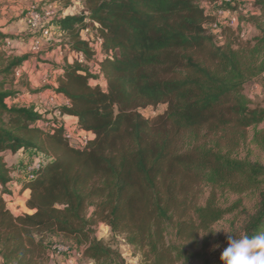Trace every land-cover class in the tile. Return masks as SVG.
Masks as SVG:
<instances>
[{"label": "trees", "instance_id": "trees-1", "mask_svg": "<svg viewBox=\"0 0 264 264\" xmlns=\"http://www.w3.org/2000/svg\"><path fill=\"white\" fill-rule=\"evenodd\" d=\"M77 1L84 7L81 14L55 19L64 38L61 48L97 60L81 38L83 29L94 31L102 40L98 72L74 58L65 60L54 84L39 90L50 89L68 101L56 110L75 117L78 128L90 133L81 148L69 145L61 123L54 120L49 129L35 125L44 115L34 104L16 100L20 92L13 83L29 56L6 58L0 49V264H49L51 239L95 264H112L120 256L94 236L92 225L99 221L123 234L150 263L174 264L187 253L183 244L196 242L198 232L208 231L225 213L207 201L193 209L192 223L179 218L186 191L176 176L213 184H228L238 175L264 177L262 165L223 156L214 160L179 144L183 136L195 140L229 123L245 129L263 122L264 108H250L242 91L263 72L264 62L256 66L232 42L219 45L208 34L206 24L214 19L208 9L219 0ZM253 3L261 14L247 21L259 32L252 39L259 47L264 46V0ZM98 78L104 87L90 83ZM157 106L164 108L155 117L140 112ZM28 149L44 162L20 185V191H29L30 212L14 214L3 198L14 169L4 153ZM262 181L255 210L242 225L249 236L264 233ZM174 221L177 238L170 242L166 237Z\"/></svg>", "mask_w": 264, "mask_h": 264}, {"label": "rangeland", "instance_id": "rangeland-1", "mask_svg": "<svg viewBox=\"0 0 264 264\" xmlns=\"http://www.w3.org/2000/svg\"><path fill=\"white\" fill-rule=\"evenodd\" d=\"M232 3L229 8L235 10L238 15L239 28L235 30L227 27L216 29L210 24H206L207 32L213 36L214 41L219 45L225 41L232 42L234 49L246 53L248 62L252 63L253 61V64L259 66L264 62V46L255 47V42L252 39L259 32L254 23L247 20L250 16H260L261 11L254 5L253 0H233ZM30 7L39 10H52L51 38L50 41H45L37 51H33L30 44L26 54L19 55L15 52L16 48L24 42L23 40L28 37L26 33L30 31L27 29L28 31L25 32L12 31L8 33L7 27L12 26L14 30H18V27L21 26L18 22L23 21L24 15ZM83 11V4L77 0H0V34L5 37V39L0 38V49L4 52L6 58L21 55L29 56L20 70V76H14L15 79L13 80L14 88L20 92L16 99L19 103L24 105L36 104L44 112L41 101L46 96L36 98L33 97V92L45 85L52 84L54 79L52 80V76L47 75L43 79L45 83L39 80L41 84L35 85L33 82L34 76L30 74V71L34 69L35 72L36 68L39 67L37 62L40 65L52 64L55 59V52L58 54L59 51L63 50L61 46H63L64 38L55 26V19L66 15L65 13L79 15ZM239 16L243 17V20L240 21ZM258 22H262V19H258ZM240 32H243V36L240 35ZM91 34L96 35L92 30ZM32 38L33 36H31V41ZM81 38L86 39L84 36H81ZM67 53L69 52L66 49L63 50L61 56L58 55L57 64L61 62V59ZM99 57L100 54L97 53L98 59L89 62L98 65ZM71 59H73L72 56ZM28 74H30L31 80ZM90 81L91 84L99 81L104 86L103 80L99 78ZM26 82L28 85L25 87L23 84ZM242 93L248 99L250 108H264V70L244 86ZM55 105L59 106L56 97ZM163 108L164 106L147 107L141 109L140 112L143 116L152 118L161 113ZM179 144L183 148L196 147L204 152L206 157L214 160L223 156L237 162H244L246 165L258 164L264 166V121L245 129L237 127L234 123H229L215 131H203L195 140L190 136H183ZM4 160L10 161V158H6L4 155ZM10 164L11 166L20 167V164L15 162H10ZM176 177L177 184L186 191V207L184 206L179 212V218L192 223L195 220L193 209L197 206H204L207 201H211L213 205L222 209L225 213L221 219L210 227L209 232L199 231L196 242L184 243L183 247L187 253L183 258L175 261L174 264H222L220 253L227 247L228 234L222 230L216 233L211 231L223 228L237 237L242 234V225L247 216L255 210L259 191L263 189L262 180H264V177L250 175L245 178L238 175L228 184H213L206 181L188 183L184 177ZM5 202L7 207H11V209L9 207L8 209L14 214L29 212L27 207L23 208L26 212L22 211L19 203L8 205L7 202H11V200ZM92 210L91 206L87 208V217H90ZM175 228L176 221L167 232L166 238L170 242L175 241L174 238H177ZM92 229L97 239L102 240L105 245L118 252L120 258L112 264H152L149 258L144 257L142 251L127 242L123 234L112 233L105 223L96 222L92 225ZM204 232H207V234L202 237L200 233ZM57 242V239H51L48 242V251L51 257L49 264H95L92 260L84 258L75 248L59 249L60 245ZM214 245H218V247H213ZM78 253L80 254L78 255Z\"/></svg>", "mask_w": 264, "mask_h": 264}, {"label": "built area", "instance_id": "built-area-1", "mask_svg": "<svg viewBox=\"0 0 264 264\" xmlns=\"http://www.w3.org/2000/svg\"><path fill=\"white\" fill-rule=\"evenodd\" d=\"M232 2L233 0H219L218 2L213 4L210 7V9H208V13L211 14L214 17V19L208 24H210L212 27L216 29L221 27L223 28L227 27L234 30L238 29L240 25L238 21V15L235 10L229 8V6L233 4ZM51 19H52V10L50 9L39 10L35 7H30L29 9H27L24 15V22L26 28L32 33L33 36L31 41V48L33 51H37L45 41L46 42L50 41ZM240 35L243 36V32H240ZM81 36L86 37L89 47L92 48L97 54L99 52L100 45L102 43L101 38L98 35H92L91 30L89 28L83 29L81 31ZM63 50L59 51V55H62ZM67 50L74 59L82 63H85L86 65L89 62L85 59L84 54L81 51L77 52L69 49ZM20 70L21 68L15 71L14 73L15 77L20 76L21 73ZM35 107L39 111V113L44 115L43 119L37 120L35 122V125L37 127L42 129H49L55 120L56 122L61 123L63 125V130H64L63 136L68 141L70 146L74 148H81L83 145H85V143L87 142L90 136L84 131L79 130L78 128H72L69 125H64L59 119L61 114L59 113L58 110H56L58 106L55 105L54 92H52L50 95H47L45 98L42 99L41 107L43 108L44 112H42L41 109L36 106V104ZM52 113L53 115H51ZM43 162H44L43 157L37 155L35 158H33L30 162L26 163L25 165H22L20 167L14 166L12 172L18 176H21L24 181H28L34 178L37 169L43 164ZM59 249L66 250L68 248L64 246H59ZM79 254L80 253H78V255Z\"/></svg>", "mask_w": 264, "mask_h": 264}, {"label": "crops", "instance_id": "crops-1", "mask_svg": "<svg viewBox=\"0 0 264 264\" xmlns=\"http://www.w3.org/2000/svg\"><path fill=\"white\" fill-rule=\"evenodd\" d=\"M65 14H67V13H65ZM72 15H74V14H72ZM18 23H19V25H21L20 27H18V30L17 29L14 30L12 26H9V27H7L8 33L12 32V31L13 32H15V31H19V32L28 31L27 28H26L24 19H23L22 22L19 21ZM26 34H27L28 37L25 40H23L24 42H22L16 48L15 52L17 54H19V55L20 54H26L28 46L30 48L32 33L28 32ZM60 34L62 36L61 32H60ZM58 55H59V53L57 54L55 52V59L53 60L52 64L40 65V63L37 62V65H39V67L36 68L35 72L33 71L34 69L30 71V74H32V76H34V81L33 82H34L35 85H40L41 84V82L39 80H42L43 83H45L43 79H45V77L47 75L50 76V77L52 76V80H53L55 78L56 74L60 73V70L58 69L59 66H61L62 63L65 60L66 61H71V54L67 53L61 59V62H59V64H57L58 63V61H57ZM87 66H88L90 72H92V73H97L98 72L99 67H98L97 64H95V63L93 64L92 62H88ZM30 74H28V75L30 77L29 79L31 80ZM91 80L94 81V79H91ZM37 82H38V84H36ZM90 83H91V81H90ZM52 84H54V82ZM30 87H32V85H30ZM102 87H104V86L102 85ZM37 90H38L37 92H33L34 93L33 97L42 98V97L47 96V95H49V94H51L53 92L50 89H45V90L37 89ZM55 97L57 98V102H58L59 105H67L68 101L65 99V97L63 95L55 94ZM59 119L61 120V122L64 125H70L72 128H78L77 120L73 116H69V115L64 114V115H61ZM81 131H83V130H81ZM84 132L87 133L90 136L89 132H86V131H84ZM4 155L6 156V158H10V161L6 160L8 165H11L10 162H15V163L20 164V166L25 165L26 163L30 162L33 158H35L37 156L36 152L33 149H28V150H25V151H18L16 153H11L10 151H6L4 153ZM23 181L24 180H23V178L21 176H18L15 173L12 172L11 173V181L6 184V187L9 190V193L8 194H6V193L3 194V198H4L5 201L11 200V202H7L8 205L9 204L10 205H16V203H19L20 204V209L22 211H24L23 208H26L25 202H26V200L28 198V195H29V191L28 190L20 191V185H21V183ZM0 190H1V188H0ZM8 207L11 209L10 206H8ZM24 212H26V211H24ZM57 263H58V261H57Z\"/></svg>", "mask_w": 264, "mask_h": 264}, {"label": "clouds", "instance_id": "clouds-1", "mask_svg": "<svg viewBox=\"0 0 264 264\" xmlns=\"http://www.w3.org/2000/svg\"><path fill=\"white\" fill-rule=\"evenodd\" d=\"M221 230L228 234L227 247L220 253L222 264H264V233L253 236L242 233L237 237L223 228L211 232L216 233ZM205 234L207 232L200 233L202 237Z\"/></svg>", "mask_w": 264, "mask_h": 264}]
</instances>
